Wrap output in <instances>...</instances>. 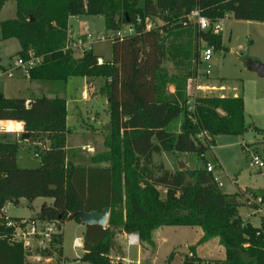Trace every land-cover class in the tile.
Returning <instances> with one entry per match:
<instances>
[{
  "label": "trees",
  "instance_id": "obj_1",
  "mask_svg": "<svg viewBox=\"0 0 264 264\" xmlns=\"http://www.w3.org/2000/svg\"><path fill=\"white\" fill-rule=\"evenodd\" d=\"M7 1L0 0V9ZM13 1L15 17L0 22V39L15 38L18 57L26 58L29 52L41 57L26 78L61 83L75 76L103 78L100 92L107 100L109 130L103 138L105 150L91 156V164H73L65 153L70 133L65 98L34 96L25 105V98L0 92V121L12 120L0 122V131H19V122L23 128L17 137L0 133V264H27L26 248L12 240L13 227L7 221L53 222L58 231L32 252L60 264L61 224L81 223L77 211H101L106 206L104 227L84 225L79 260L111 264L120 232L137 234L152 250L154 229L196 226L201 235L181 264H198L195 247L210 239L223 248L221 264H264V215L258 225L244 221L238 199L245 195L222 192L204 159L215 136L246 130L242 96L194 97L187 92L188 81L199 77L201 42L214 51L223 49L221 34L199 30L188 18L190 12L197 10L209 20L230 15L264 22V0H102L100 14L107 31L122 25L133 29L111 38V57L101 62L91 47L79 57L63 49L71 40L69 17L84 14L81 7L89 6L88 0ZM145 18L161 24L145 29ZM21 141L39 155L37 166L18 164ZM164 152H194L203 165L170 170L162 161H153ZM249 193L264 202V189ZM38 197L51 203L42 202L34 218H9L2 210L7 203L15 205L22 198L30 203Z\"/></svg>",
  "mask_w": 264,
  "mask_h": 264
},
{
  "label": "rangeland",
  "instance_id": "obj_2",
  "mask_svg": "<svg viewBox=\"0 0 264 264\" xmlns=\"http://www.w3.org/2000/svg\"><path fill=\"white\" fill-rule=\"evenodd\" d=\"M88 2L89 6L81 7L85 11L84 14L69 17L68 30L70 31L71 27L75 29L74 39L86 34L91 35L93 53L107 61L111 57V38L114 32L107 31L104 27V19L100 14L102 0H88ZM15 11L13 0L5 2L0 9V22L15 17ZM151 23L160 25L161 21L154 19ZM128 28L133 29L128 25H122L120 29L125 32ZM99 35H103L104 39L95 41L94 39ZM70 38V41H73V37ZM221 42L223 49L214 51L210 61L211 75L202 77L199 70V77L188 81L187 92L194 97L202 96L204 91L203 94H200L198 89L196 91L200 81L217 79L223 84L225 95L242 96L246 130L241 135L216 136L215 147L205 151L204 159L213 166V175L220 181L219 189L222 192L233 193L237 188H243L248 194L250 191L264 189V166L258 170L251 162L252 154L259 155L264 162V78L249 69L252 61L264 63V22L225 17L221 26ZM18 50L19 42L15 38L0 39V63L4 69L9 70L7 74L0 75V90H3L7 96L40 94L39 85L43 83L29 81L23 76L24 70L15 67ZM72 54L73 57H79L81 50L72 49ZM91 78L75 76L69 78L66 83L47 82L58 87L61 94L65 96L79 94L76 107L73 105L69 111L67 110L69 114L67 126L70 133L66 135L65 153L70 161L77 159L75 155L83 156V164L89 163L90 159L85 157L86 155L93 156L104 150L103 138L109 130L107 100L100 92L104 79ZM84 79L87 81L84 82ZM254 126L260 128L262 132L255 131ZM22 131L23 128L19 131H0V133L11 132L17 137ZM86 142H90V145L83 146ZM21 144L23 147L18 152V164L23 167L37 166L39 158L34 156L35 150L28 147L25 141H21ZM155 159H157L156 156ZM158 160L162 161L166 168L173 170L178 169L179 163H184V168L188 169L203 165V160L194 152H164ZM160 190L163 194V190ZM42 199L45 200L38 197L28 203L22 198L18 204H6L5 215L9 218H34ZM238 201L241 206H246L239 208L243 215L251 211L250 206L244 205V201V204L241 202L242 199ZM259 216V213L252 214L250 222L258 225ZM158 228L151 232V239L154 242L152 251L141 249L142 243L126 251V244L122 243L123 264H181L182 256L172 253L171 250L174 248L171 245L176 242L195 245L199 239L198 227L161 226ZM59 232L62 233L63 238L60 264H89L79 260L81 248L74 249L71 246L72 239L77 235L81 236L76 223L65 221L61 224ZM39 245L40 242L37 240L29 241V246L26 247L27 264H57L53 258H41L32 252ZM137 252L141 258L138 263H136ZM195 255L200 258L198 264H221L222 260L217 259L224 258V251L218 241L212 239L204 245L197 246Z\"/></svg>",
  "mask_w": 264,
  "mask_h": 264
},
{
  "label": "built area",
  "instance_id": "obj_3",
  "mask_svg": "<svg viewBox=\"0 0 264 264\" xmlns=\"http://www.w3.org/2000/svg\"><path fill=\"white\" fill-rule=\"evenodd\" d=\"M74 15L73 17H76ZM189 19L193 20L197 26V28L201 31H210L213 34H218L221 31L222 26V19H215L209 20L208 18L199 14L197 10H193L190 12ZM145 29H150L152 27V23L149 18H145L144 20ZM132 29L128 28V31L123 32L121 29L114 32L113 35L120 36L125 33H131ZM103 35H99L95 38V41L103 40ZM91 35L86 34L82 37H78L73 41H67L64 50L67 49H79L84 50L91 47L93 41H91ZM213 47L206 42H201L200 49H199V61L201 64L200 75L202 77H208L211 75V59L213 55ZM41 61L40 56H34L31 52L28 53L26 58L17 57L16 59V66L17 68H21L26 73L28 69L36 66ZM98 62L100 60L98 59ZM9 70L0 71L1 74H7ZM201 82V81H200ZM199 83V81H198ZM197 90V88H196ZM198 97V96H196ZM28 100H25V105H27ZM190 109V107H189ZM34 156L39 158L37 153H34ZM251 162L258 170L264 166L263 160L257 154L251 155ZM206 170L209 172L213 171V166L210 163L206 164ZM214 180L218 183V186L221 185L220 181L214 176ZM244 203L250 206L251 214L255 215L259 213L260 215H264V202L261 200L260 196H254L251 193L246 194L243 189ZM9 204V203H7ZM3 212L5 213V206L2 208ZM7 217V216H6ZM244 221L245 218H242ZM7 225L13 227V236L12 240L19 241L23 244L24 248L29 246L30 240H37L40 242V245H45L46 240L48 239L49 235L52 233H56L58 230L56 229L53 222H44L39 220H32L26 223L25 225L16 224L12 221H7ZM127 242L128 244H137L139 242L137 234H128L127 235ZM72 248H81L82 247V239L80 237H74L71 241ZM216 264V263H211Z\"/></svg>",
  "mask_w": 264,
  "mask_h": 264
},
{
  "label": "crops",
  "instance_id": "obj_4",
  "mask_svg": "<svg viewBox=\"0 0 264 264\" xmlns=\"http://www.w3.org/2000/svg\"><path fill=\"white\" fill-rule=\"evenodd\" d=\"M84 3H86V0L84 1ZM225 17H231L230 15H226ZM225 17L224 18H222V20L223 19H225ZM69 24V23H68ZM71 33H72V35H71ZM220 34H221V31H220ZM69 35H70V37L72 36L73 37V40H74V38H75V29L74 28H72L71 27V30L69 31ZM92 49V48H91ZM99 60H100V62H101V58H99ZM1 64V63H0ZM5 71H6V69H4ZM23 76H25V78H26V73L23 75ZM27 79V78H26ZM92 79V78H91ZM103 79V78H102ZM90 80V79H89ZM88 80V81H89ZM84 82H86L87 80L86 79H84L83 80ZM40 82H42L43 84H40L39 85V89H40V91H41V93L40 94H32V95H27V96H7V95H5L4 94V91L2 90H0V92L2 93V94H4L5 96H7V97H22V98H25L26 100H28L29 98H31V97H34V96H40V95H44V96H46V97H54V96H59V97H63V98H65V101H66V111L68 110H70L71 109V107L74 105H77V103H78V97H79V94L78 93H76V94H74V95H72V96H65L64 94H61V91H59L60 89L58 88V87H55L54 85H52V84H50V83H47V82H50V81H40ZM42 89H44V91L42 90ZM198 90H199V93L200 94H203V91H204V95H202V96H215V97H219V96H227V95H225V91H224V86H223V84L220 82V81H218L217 79H212V80H210V81H201L200 82V84H199V87L197 88ZM169 90L170 91H173V87L172 86H170L169 87ZM198 90H196V91H198ZM209 93H211V94H213V95H207V94H209ZM81 94V93H80ZM224 94V95H223ZM234 96V95H233ZM76 107V106H75ZM68 111H67V113H68ZM68 118H69V114H67L66 115V123H68ZM2 121H5V122H7V121H12V120H2ZM2 121H0V122H2ZM20 124H22L21 122H19ZM13 132V131H12ZM214 142H215V145H216V136L214 137ZM85 145H90V142H86V144H84L83 146H85ZM215 145L213 146V147H215ZM104 150H105V147H104ZM104 150H101V151H99V152H102V151H104ZM161 155H163V153H161L160 155H154V159H153V161L154 162H157V161H159L158 159H159V157H161ZM73 156V155H72ZM78 156V155H77ZM76 155L74 156V157H76L77 159L75 160V161H71L73 164H79V165H82L83 164V161H84V157L83 156H79V157H77ZM90 156L91 155H89V156H85V157H88V159H90ZM155 156H156V158L157 159H155ZM70 161V160H69ZM89 164H91L90 163V161H89V163L88 164H83V165H89ZM170 170H173V169H170ZM259 170H261V169H259ZM213 173V172H212ZM215 176V175H214ZM236 191H238V192H240V193H243V188H237V190ZM235 191V192H236ZM234 193V192H233ZM41 197H39V199H40ZM240 200L242 199V203H243V201H244V198L242 197V198H239ZM42 202H46V203H51V199H49V198H45V200H41V203ZM244 204V203H243ZM244 205H246V204H244ZM240 207H246V206H240ZM251 212V211H250ZM250 212H248L247 214H245V215H243L240 211H239V214L241 215V217L242 218H245L246 220H248V221H250V218H251V213ZM69 221H73V220H69ZM73 222H75V221H73ZM76 223V226H77V228H78V231H80V234H81V236H79V235H77V236H75V237H80L81 239H82V236H83V230H84V225L82 224V223H77V222H75ZM194 227H196V226H194ZM157 229H159V228H156L155 230H153V231H156ZM199 230H200V228H199ZM152 231V232H153ZM127 235L128 234H125V233H122V232H120V233H118L116 236H115V245H116V249H115V251H112L111 253H110V257L112 258V260H111V264H123V261H122V259H123V257H122V251H123V249H122V247H123V245H122V243H125L126 244V251H129L130 250V247H134V245H140V242H138L137 244H128V242H127ZM200 235H201V231H200V234H199V237H200ZM123 240L125 241V242H123ZM217 240V239H216ZM153 241V240H152ZM209 241H212V239H210V240H208V241H206L205 243H203V244H201V245H204V244H206L207 242H209ZM154 243V242H153ZM201 245H198V246H201ZM142 246V245H141ZM182 246H185V247H189V246H191V245H188V244H186V243H182V244H180L179 242L177 243H173L172 245H171V247H173L174 249L173 250H171L172 251V253H175V249L176 248H178V247H182ZM143 248H141V249H146V250H149V251H152V250H154V248L151 250V249H147V248H145L144 246H142ZM197 247V246H196ZM196 247H195V249H196ZM82 250V249H81ZM189 250V249H188ZM125 253V252H124ZM81 254H82V251H81ZM175 254H178V253H175ZM179 255H181V254H179ZM187 255H191V253L189 252ZM182 256V259H181V261L184 259V256L185 255H181ZM197 256V255H196ZM140 257H139V255H138V252H137V260H136V263H138V262H140ZM224 259V258H223ZM223 259H217V260H223ZM181 261H180V263H181Z\"/></svg>",
  "mask_w": 264,
  "mask_h": 264
},
{
  "label": "water",
  "instance_id": "obj_5",
  "mask_svg": "<svg viewBox=\"0 0 264 264\" xmlns=\"http://www.w3.org/2000/svg\"><path fill=\"white\" fill-rule=\"evenodd\" d=\"M249 69L255 72L259 77L264 78V63L260 61H252L249 64ZM263 94H264V90H263ZM21 130H22V127H21ZM23 137L27 138L28 135L24 134ZM184 166H185L184 163H179L178 169H183ZM108 213H109V208L106 206V207H103L101 211H90V212L77 211L75 215L79 218L80 222L83 225H98L100 227H104L107 222ZM175 253H178L181 255H187L189 253V250L187 247L182 246V247L176 248Z\"/></svg>",
  "mask_w": 264,
  "mask_h": 264
}]
</instances>
